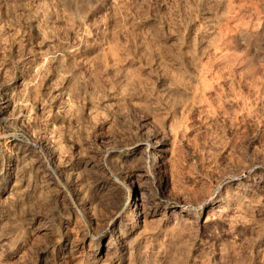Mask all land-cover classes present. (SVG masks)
<instances>
[{
    "label": "rangeland",
    "instance_id": "rangeland-1",
    "mask_svg": "<svg viewBox=\"0 0 264 264\" xmlns=\"http://www.w3.org/2000/svg\"><path fill=\"white\" fill-rule=\"evenodd\" d=\"M0 264H264V0H0Z\"/></svg>",
    "mask_w": 264,
    "mask_h": 264
},
{
    "label": "bare ground",
    "instance_id": "bare-ground-1",
    "mask_svg": "<svg viewBox=\"0 0 264 264\" xmlns=\"http://www.w3.org/2000/svg\"><path fill=\"white\" fill-rule=\"evenodd\" d=\"M74 167V166H73ZM78 167V166H77ZM75 167V168H73L72 169V171H71V175L72 176H76V175H81V177H82V179H81V182H82V184H83V187H82V192L81 193H86V190H87V187H88V183H89V177L85 174V173H83V172H81V169L78 167ZM80 171V172H79ZM71 176V177H72ZM233 178V177H232ZM72 179V178H71ZM75 180V179H74ZM80 180V179H79ZM76 182H77V180H76ZM81 185V184H80ZM90 187H88V189H89ZM83 195V194H82ZM157 195H159V197H158V200L160 199V197H161V195H162V193H161V191L158 189V191H157ZM162 198H163V196H162ZM162 200H164V199H162ZM155 201V200H154ZM161 201V200H160ZM156 202V203H155ZM154 202V204H155V206H156V208L157 207H159L158 206V204H161V203H159V202H157V200ZM166 202V201H165ZM153 203H152V201L151 200H149V199H147V200H144V201H142L141 203H138V205H137V207H136V209H135V215H136V217L137 218H135V223H141L142 222V218L143 217H145L146 215L145 214H147V215H149V213H147V210L148 209H150V207H151V205H152ZM153 206V205H152ZM202 206L203 205H199V206H192V207H190V209L189 210H186L185 211V215L187 216V217H190V218H200L201 216H202ZM155 208V207H154ZM157 209H159V208H157ZM158 211V210H157ZM156 212V211H155ZM112 246V245H111ZM111 246H109V244H107V247H109V248H111Z\"/></svg>",
    "mask_w": 264,
    "mask_h": 264
}]
</instances>
